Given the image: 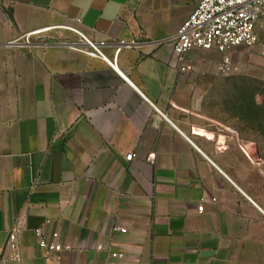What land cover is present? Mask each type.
Listing matches in <instances>:
<instances>
[{
  "label": "crops",
  "instance_id": "1",
  "mask_svg": "<svg viewBox=\"0 0 264 264\" xmlns=\"http://www.w3.org/2000/svg\"><path fill=\"white\" fill-rule=\"evenodd\" d=\"M0 2V246L18 229L22 255L7 264H264V146L207 96L223 53L189 51L187 73L174 55L199 0ZM72 25L105 58L68 43ZM40 30L59 39L16 44ZM39 226L73 249L46 255Z\"/></svg>",
  "mask_w": 264,
  "mask_h": 264
},
{
  "label": "built area",
  "instance_id": "2",
  "mask_svg": "<svg viewBox=\"0 0 264 264\" xmlns=\"http://www.w3.org/2000/svg\"><path fill=\"white\" fill-rule=\"evenodd\" d=\"M262 25H264V0H199L197 8L185 20L174 39V55L181 61V72L187 73L193 70L191 65L184 62L185 55L189 51L216 49L223 53V58L217 66L218 73L230 74L233 61L227 51L242 45L253 47L260 43L264 46V41H260L258 37ZM75 31L85 44L75 48L105 58L101 48L106 45V41H93L80 28ZM122 43L125 44V41ZM120 52L121 47L116 49L111 62L114 67H117ZM136 157H138L136 152L126 156L128 161H133ZM198 210L203 212L204 205H199ZM121 231L126 232V229L121 228ZM35 234L40 247L48 256L73 249L72 245L64 244L50 236L44 226L35 228ZM110 256L115 258L121 257L122 254L110 252ZM21 257L19 230L13 229L9 232L6 246H0V264H7L8 260H20Z\"/></svg>",
  "mask_w": 264,
  "mask_h": 264
},
{
  "label": "rangeland",
  "instance_id": "3",
  "mask_svg": "<svg viewBox=\"0 0 264 264\" xmlns=\"http://www.w3.org/2000/svg\"><path fill=\"white\" fill-rule=\"evenodd\" d=\"M10 16V10L0 2V27H5L3 18ZM67 30L73 35L72 40L68 43L80 46L82 43L81 36L75 31L76 25L69 26ZM258 37L264 41V25L259 29ZM59 38H48L47 36L33 35L27 36L16 44H25L22 48H36L37 50L47 45L51 40ZM233 61V69L228 75H217L213 80L221 82V88H213L208 97L212 98L215 109L220 108L223 116L227 112V121L245 131L249 137L258 138L259 143L264 146V108L260 109L261 115L252 118L247 115L245 108L240 105L241 100H249V96L258 92H264V46L257 43L253 47L245 45L232 47L227 51ZM260 91V92H259ZM257 93V101L263 103L264 98ZM240 100V101H239ZM258 112V110L256 109ZM218 113L213 111V113Z\"/></svg>",
  "mask_w": 264,
  "mask_h": 264
},
{
  "label": "trees",
  "instance_id": "4",
  "mask_svg": "<svg viewBox=\"0 0 264 264\" xmlns=\"http://www.w3.org/2000/svg\"><path fill=\"white\" fill-rule=\"evenodd\" d=\"M257 93L258 92H256V93L252 94L251 96H249V99H251V101L243 99L241 101L239 100L240 102H238L242 106V109L243 108L247 109L246 110L247 115L250 114V116L252 118H254V116L261 115L260 109L264 108V102L261 103V102L257 101V98H256L257 97ZM258 94L260 96H263V98H264V92H260ZM256 109L258 110V112L256 111Z\"/></svg>",
  "mask_w": 264,
  "mask_h": 264
},
{
  "label": "bare ground",
  "instance_id": "5",
  "mask_svg": "<svg viewBox=\"0 0 264 264\" xmlns=\"http://www.w3.org/2000/svg\"><path fill=\"white\" fill-rule=\"evenodd\" d=\"M43 30H40V31H36V32H33L32 34H30L29 36H31V35H33V34H35V33H40V32H42Z\"/></svg>",
  "mask_w": 264,
  "mask_h": 264
}]
</instances>
